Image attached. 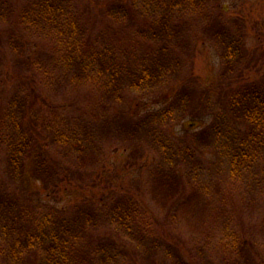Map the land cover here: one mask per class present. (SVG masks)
Masks as SVG:
<instances>
[{
  "label": "rangeland",
  "instance_id": "rangeland-1",
  "mask_svg": "<svg viewBox=\"0 0 264 264\" xmlns=\"http://www.w3.org/2000/svg\"><path fill=\"white\" fill-rule=\"evenodd\" d=\"M30 1L0 0L1 102L26 71L41 81L24 123L36 124V147L52 158L49 172L57 176L38 174L34 165L21 183L8 170L7 145H0L1 190L31 210L64 207L65 216L87 223L90 246L116 241L94 264H264V156L232 181L219 160L231 136L223 132L218 144L211 132L239 72L264 84V0H205L208 17H185L162 58L161 42L138 31L145 18L117 22L104 14L105 0H75L89 34L119 49L118 68L120 61L129 65L115 75L106 71L100 90L56 80L53 35L20 21ZM218 22L230 35L226 42L244 43L241 57L223 59L213 35ZM29 56L51 68L43 80ZM145 69L154 77L140 79ZM56 132L80 141L81 150L55 142ZM126 213L130 231L110 223ZM0 264H8L2 255Z\"/></svg>",
  "mask_w": 264,
  "mask_h": 264
},
{
  "label": "trees",
  "instance_id": "trees-1",
  "mask_svg": "<svg viewBox=\"0 0 264 264\" xmlns=\"http://www.w3.org/2000/svg\"><path fill=\"white\" fill-rule=\"evenodd\" d=\"M105 3L104 14L117 22L125 23L137 14L145 18L147 27L143 26L138 31L143 36L149 35L151 40L161 42L158 48L163 53L159 55L161 58L168 57L171 40H179L185 17H208L205 0H105ZM20 21L26 30L36 29L40 34L48 31L53 35L54 46L60 50L54 63L50 61L57 81H65L70 86L89 83L100 90L102 85L99 81L106 71L112 75L121 69L127 71L125 67L129 65L124 61H120V68L117 67L119 49L115 45L102 44L101 38H93L89 34L81 9L77 11L75 8V0H31L21 11ZM218 23L220 27L213 35L222 45L223 59L230 61L233 57H241L244 47L242 40L226 42L228 34L225 28H221L222 23ZM161 58L157 69L164 66ZM32 59V56L27 58L28 66L31 64L38 71L42 69L43 80L51 68H48L49 65L41 66V62L31 63ZM31 71L35 73L33 68ZM143 76L154 77L146 69L139 78ZM16 79L6 103L1 102L4 91L0 90V145H7L8 170L21 183L33 171L34 165L38 174H50L49 177L53 178L57 175L49 172L48 164L52 158L45 153L42 155L39 146L36 147L39 138L33 131L36 124L33 123L32 129L30 123L27 126L24 123H27L25 119L30 115L29 109L39 99L41 81L27 71ZM235 81L236 87L230 93L227 104L218 109L215 115L211 132L216 136L214 143L220 141L223 132L231 136L223 150H219V160L227 164L229 178L236 182L242 172L261 162L264 156V84L243 78L241 72ZM20 89L23 90L17 95ZM53 140L65 145L69 143L77 151L82 147L80 141L59 135L58 132ZM42 146L45 148L43 143ZM49 183L44 182L45 186ZM3 192L0 188V255L5 257L8 264H94L93 257H97L101 251L108 253L117 248L114 240L111 243L97 240L94 246H90L92 243H87L85 239L87 223L78 224L76 219L65 216L64 207L49 204L31 210L27 205L17 203L15 193ZM126 218H129L127 213L121 214L110 223L130 231L124 222Z\"/></svg>",
  "mask_w": 264,
  "mask_h": 264
}]
</instances>
